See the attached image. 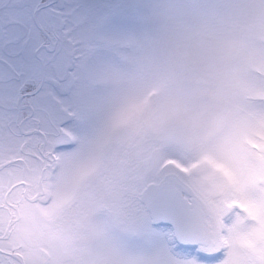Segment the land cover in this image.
Listing matches in <instances>:
<instances>
[{"label":"snow or ice","instance_id":"6c2138e0","mask_svg":"<svg viewBox=\"0 0 264 264\" xmlns=\"http://www.w3.org/2000/svg\"><path fill=\"white\" fill-rule=\"evenodd\" d=\"M0 264H264V0H0Z\"/></svg>","mask_w":264,"mask_h":264}]
</instances>
